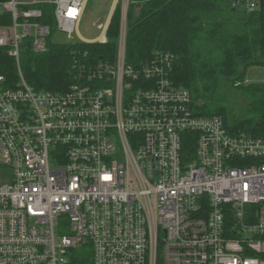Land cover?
Masks as SVG:
<instances>
[{
    "label": "built area",
    "instance_id": "obj_1",
    "mask_svg": "<svg viewBox=\"0 0 264 264\" xmlns=\"http://www.w3.org/2000/svg\"><path fill=\"white\" fill-rule=\"evenodd\" d=\"M87 4L0 2V50L19 74L15 88L0 74V264H69L87 242L94 264H264V138L201 116L191 93L169 80V54L128 64L132 0H115L94 40L78 32ZM261 5L233 2L248 12ZM35 6L53 7L54 28L37 21ZM119 6L115 62L81 72L65 93L27 84L26 41L46 52L58 30L66 43L105 44Z\"/></svg>",
    "mask_w": 264,
    "mask_h": 264
},
{
    "label": "trees",
    "instance_id": "obj_2",
    "mask_svg": "<svg viewBox=\"0 0 264 264\" xmlns=\"http://www.w3.org/2000/svg\"><path fill=\"white\" fill-rule=\"evenodd\" d=\"M4 1L8 0H0ZM234 1L132 0L127 62L140 67L156 52L169 54L173 58L169 80L191 93L193 108L201 116L221 117L232 134L264 138V84H246L252 68H264V0L254 12L235 8ZM34 8L43 10L38 22L55 27L53 7ZM120 22L119 6L105 44L55 43L50 37L47 51L37 53L26 41L21 47V68L27 84L38 92L65 93L81 72L88 75L91 66L115 62ZM0 74L7 78L8 87L19 83L17 64L6 49L0 50ZM91 84L104 85L97 80ZM225 84L242 89L252 98L246 116L231 118L228 109L219 105L217 93ZM191 141L186 142L187 159L194 154ZM69 264H94L92 244L71 250Z\"/></svg>",
    "mask_w": 264,
    "mask_h": 264
},
{
    "label": "rangeland",
    "instance_id": "obj_3",
    "mask_svg": "<svg viewBox=\"0 0 264 264\" xmlns=\"http://www.w3.org/2000/svg\"><path fill=\"white\" fill-rule=\"evenodd\" d=\"M114 3L115 0H88L85 16L78 27V32L84 39L94 40L101 35L97 25L103 24L109 18ZM73 37V40H79L76 33L73 34ZM53 41L55 43L69 42L67 34L58 30L53 36ZM246 79V84H264V68H252ZM217 99L220 101L219 105H224L228 109L230 117L233 118L244 117L248 114V103L252 98L242 89L225 84L217 93ZM215 107L217 106L215 105ZM69 232V225L62 223L60 235H68Z\"/></svg>",
    "mask_w": 264,
    "mask_h": 264
},
{
    "label": "bare ground",
    "instance_id": "obj_4",
    "mask_svg": "<svg viewBox=\"0 0 264 264\" xmlns=\"http://www.w3.org/2000/svg\"><path fill=\"white\" fill-rule=\"evenodd\" d=\"M102 40V39H101Z\"/></svg>",
    "mask_w": 264,
    "mask_h": 264
}]
</instances>
